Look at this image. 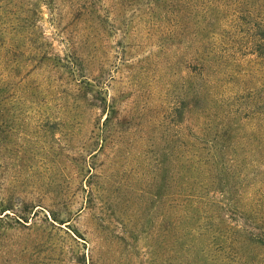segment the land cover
Masks as SVG:
<instances>
[{
    "label": "rangeland",
    "instance_id": "374dc122",
    "mask_svg": "<svg viewBox=\"0 0 264 264\" xmlns=\"http://www.w3.org/2000/svg\"><path fill=\"white\" fill-rule=\"evenodd\" d=\"M257 10L0 0V264H264Z\"/></svg>",
    "mask_w": 264,
    "mask_h": 264
},
{
    "label": "trees",
    "instance_id": "16d2710c",
    "mask_svg": "<svg viewBox=\"0 0 264 264\" xmlns=\"http://www.w3.org/2000/svg\"><path fill=\"white\" fill-rule=\"evenodd\" d=\"M236 19L244 21L243 16H237ZM253 23H255L254 25L257 26V37H259L261 40H264V11L261 12L257 10V21L254 20ZM257 115L259 117L257 121H259L261 125H257L256 130H254V128H250L251 131L249 133L244 132V134H242L239 138L235 139V141L232 143L233 146H228V149L225 151L234 150V152L237 154H244L248 151V154H251L253 157L264 153V141H262V135H264V112L257 111ZM238 129H240V127L235 128L234 131L237 132ZM254 161L256 162V160Z\"/></svg>",
    "mask_w": 264,
    "mask_h": 264
}]
</instances>
